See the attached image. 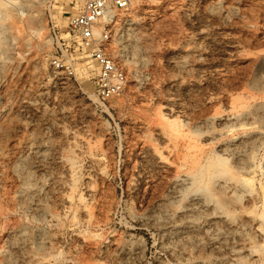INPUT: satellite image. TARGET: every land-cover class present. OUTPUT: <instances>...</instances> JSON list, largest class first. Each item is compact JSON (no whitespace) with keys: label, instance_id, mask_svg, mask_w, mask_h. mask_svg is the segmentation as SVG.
<instances>
[{"label":"rangeland","instance_id":"rangeland-1","mask_svg":"<svg viewBox=\"0 0 264 264\" xmlns=\"http://www.w3.org/2000/svg\"><path fill=\"white\" fill-rule=\"evenodd\" d=\"M82 2L0 0V264H264V0H135L106 102Z\"/></svg>","mask_w":264,"mask_h":264},{"label":"built area","instance_id":"built-area-1","mask_svg":"<svg viewBox=\"0 0 264 264\" xmlns=\"http://www.w3.org/2000/svg\"><path fill=\"white\" fill-rule=\"evenodd\" d=\"M135 0H83L67 26L63 44L73 60L87 59L96 72L93 91L103 102L117 98L124 90L126 77L107 53L110 27L117 14H123ZM73 55V56H72ZM55 69L62 68L53 61Z\"/></svg>","mask_w":264,"mask_h":264},{"label":"bare ground","instance_id":"bare-ground-1","mask_svg":"<svg viewBox=\"0 0 264 264\" xmlns=\"http://www.w3.org/2000/svg\"><path fill=\"white\" fill-rule=\"evenodd\" d=\"M20 14V13H19ZM20 16H24L23 13L20 14ZM247 185H249L250 183L249 182H245Z\"/></svg>","mask_w":264,"mask_h":264}]
</instances>
